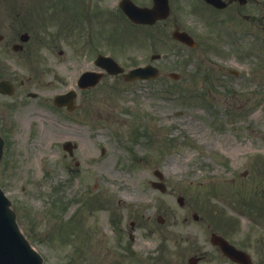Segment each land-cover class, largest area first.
<instances>
[{"label":"rangeland","instance_id":"1","mask_svg":"<svg viewBox=\"0 0 264 264\" xmlns=\"http://www.w3.org/2000/svg\"><path fill=\"white\" fill-rule=\"evenodd\" d=\"M238 9L247 19L239 15L241 20L230 22L233 26L218 19L225 20L228 12L236 15ZM260 13L264 4L256 0L217 12L220 27L199 26L197 48L181 49L182 59L195 60L185 64L176 60L175 46L120 43L116 55L126 64L145 61L151 51L162 52L158 79L102 83L77 98L74 112L54 108L51 99L72 84L67 76L83 61L75 65L77 58L55 52L50 60L37 63L40 70H48L43 80L10 98L0 95V133L5 139L0 185L44 264H186L197 249L205 255L198 264H234L210 245L211 225L204 210L234 217V238L243 232L254 245L253 263L264 264V224L236 211L237 199H250L254 189L260 194L264 186V42L242 34L245 28L264 34V19L251 18ZM188 22L173 7L171 18L155 30L167 34L175 23L185 27ZM234 23L239 24L238 37L231 32ZM108 31L98 40L105 43ZM125 39L130 36L123 35ZM252 46L260 54L251 58L261 61L244 56ZM252 65L260 66L262 77L251 75ZM9 68L4 72H25L18 64ZM228 68L242 72L231 75ZM170 70H180L182 80L170 79ZM53 76L59 79L49 83ZM176 87H181L179 94ZM28 91L36 96H28ZM236 107L244 110L234 119ZM65 140L76 143L73 156L62 149ZM155 168L165 175L164 193L150 185ZM239 182L244 186L237 194L242 196L234 192ZM195 192L206 202L202 208ZM179 194L185 197L183 206L176 203ZM99 198L105 205L98 204ZM61 205L67 206L59 213ZM194 212L201 216L197 221ZM158 214L165 218L163 224L156 221Z\"/></svg>","mask_w":264,"mask_h":264},{"label":"water","instance_id":"2","mask_svg":"<svg viewBox=\"0 0 264 264\" xmlns=\"http://www.w3.org/2000/svg\"><path fill=\"white\" fill-rule=\"evenodd\" d=\"M142 70L138 69L137 71ZM136 72H132L135 74ZM8 85L0 83V89L4 90ZM71 95H58L56 101L59 104L66 103ZM1 147V140H0ZM161 189L164 187L161 185ZM224 246V250L232 257L240 258V251L230 250ZM0 264H42L40 255L30 246L28 241L20 232L15 216L9 207V200L0 190Z\"/></svg>","mask_w":264,"mask_h":264},{"label":"flooded vegetation","instance_id":"3","mask_svg":"<svg viewBox=\"0 0 264 264\" xmlns=\"http://www.w3.org/2000/svg\"><path fill=\"white\" fill-rule=\"evenodd\" d=\"M4 2L0 0V10H4L5 9V5L3 4ZM96 10L94 11L92 17L93 20L96 19L97 15H98V11L97 8H95ZM95 23H91L90 19L84 20L83 22H81V25L79 27H77L76 29L80 32L83 33L86 30H91L94 27ZM0 27L3 28L5 31L8 30L10 31L12 34H18V32L22 29L23 32H36L38 30V27H42L44 28V22L42 21H38L37 17H32V18H25L23 20H16V19H10V17H8V15L6 14V17L2 19V21L0 22ZM46 33V32H44ZM48 34V33H47ZM15 43L13 38H9L6 39L5 36H3L2 34H0V47H13V44ZM45 47H52L51 43H47L44 44ZM22 47H31L30 45H28V43H23ZM2 54L0 53V56ZM31 54H28V57ZM27 56V55H26ZM33 57L31 56V59Z\"/></svg>","mask_w":264,"mask_h":264}]
</instances>
